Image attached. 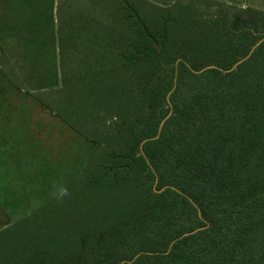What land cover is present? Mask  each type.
<instances>
[{"label":"trees","instance_id":"16d2710c","mask_svg":"<svg viewBox=\"0 0 264 264\" xmlns=\"http://www.w3.org/2000/svg\"><path fill=\"white\" fill-rule=\"evenodd\" d=\"M12 1L0 71L97 149L0 264H264V11Z\"/></svg>","mask_w":264,"mask_h":264},{"label":"rangeland","instance_id":"374dc122","mask_svg":"<svg viewBox=\"0 0 264 264\" xmlns=\"http://www.w3.org/2000/svg\"><path fill=\"white\" fill-rule=\"evenodd\" d=\"M150 1L171 4L175 0ZM11 2L0 6V17L6 13L11 19L20 17L21 11L17 13ZM183 4L209 16L216 10L232 13L248 7L264 11V0H184ZM7 46L8 55L21 65L15 45L8 41ZM96 149L0 71V230L33 212L39 206L38 194L43 202L58 195L81 173Z\"/></svg>","mask_w":264,"mask_h":264},{"label":"crops","instance_id":"0c3cea01","mask_svg":"<svg viewBox=\"0 0 264 264\" xmlns=\"http://www.w3.org/2000/svg\"><path fill=\"white\" fill-rule=\"evenodd\" d=\"M44 107V106H43ZM54 114V113H53ZM55 115V114H54ZM56 116V115H55ZM57 117V116H56ZM60 119V118H59ZM61 120V119H60ZM63 122V121H62ZM64 123V122H63ZM67 125V124H66ZM57 194H53V195H51L49 198H47L46 199V201H44L43 202V199H41V195H39L38 194V196H36V200L39 202V206L38 207H36L35 209H34V211L33 212H35V211H37L38 209H40L43 205H45L48 201H50L53 197H55ZM2 204H3V202H2V200H0V211L1 210H3V206H2ZM33 212H31V213H29V214H27V215H25L24 217H26V216H28V215H30V214H32ZM24 217H22V218H24ZM21 218V219H22ZM21 219H19V220H21ZM18 220V221H19ZM3 230V229H2ZM1 231V230H0Z\"/></svg>","mask_w":264,"mask_h":264}]
</instances>
